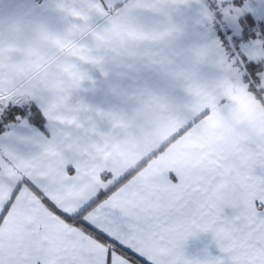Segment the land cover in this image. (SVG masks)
<instances>
[{
	"label": "snow or ice",
	"instance_id": "snow-or-ice-1",
	"mask_svg": "<svg viewBox=\"0 0 264 264\" xmlns=\"http://www.w3.org/2000/svg\"><path fill=\"white\" fill-rule=\"evenodd\" d=\"M217 8L239 21L242 10L231 0H217ZM64 10L86 28L87 15ZM58 46L75 58L66 71L80 81L77 62L100 63L80 44ZM13 51L0 46V112L37 98L11 78ZM189 56L187 69H173L183 103L149 97L131 118L97 112L111 126L103 133L91 116L78 115L89 109L59 96L45 109L51 136L6 134L0 264H264V39L247 60L230 59L219 44ZM202 68L211 75L202 78ZM200 234L212 235L219 257L186 256V243Z\"/></svg>",
	"mask_w": 264,
	"mask_h": 264
},
{
	"label": "crops",
	"instance_id": "crops-1",
	"mask_svg": "<svg viewBox=\"0 0 264 264\" xmlns=\"http://www.w3.org/2000/svg\"><path fill=\"white\" fill-rule=\"evenodd\" d=\"M242 1H245V5L248 4V9ZM130 2L131 0H0V46L11 43L15 29L36 22L46 23L52 31L59 34L67 33L74 27L84 28V22L69 15L64 10L67 8H75L87 15L86 28L95 32L105 30L114 21L149 33L164 32L173 27L178 29L175 39L163 50L161 56L136 61L117 57L111 50L97 47L91 39L80 42L81 46L92 51L100 63L77 62L85 79L81 90L71 98L69 104L72 108L83 105L89 109L90 111L80 112L78 115L82 121L91 116L98 130L103 133L109 132L111 126L108 121L96 117L97 112L131 118L141 102L149 97L159 98L173 105L183 103L186 97L181 82L173 75V69H187L190 66L189 53L192 49L219 44L226 55L234 59L228 50L227 37L218 34L214 28L215 16L219 13L217 0H189L187 4L177 3L176 0H145L147 7L140 9L134 16L127 17L124 10ZM232 3L242 10L239 21L222 16L223 22L231 29L228 28V38L234 41L236 48L247 60L251 52H248L246 42L257 37L254 31L262 21L260 17L264 16V2L233 0ZM89 5H98L104 12L89 10ZM153 5L158 7L154 10ZM209 13H215L214 18L209 19ZM199 75L207 78L211 74L202 68ZM23 103H32L39 109L46 120V131L42 132L27 119H23L0 134V148L11 146V141L6 138V134L10 132L19 136H31L35 133L51 136L55 130V125L45 116L46 104L39 98H24L8 107L24 105ZM6 111L4 109L1 112L0 125L6 118ZM17 147L25 150L24 146ZM185 253L189 259L200 261L221 255L211 234L191 238L186 243Z\"/></svg>",
	"mask_w": 264,
	"mask_h": 264
},
{
	"label": "clouds",
	"instance_id": "clouds-1",
	"mask_svg": "<svg viewBox=\"0 0 264 264\" xmlns=\"http://www.w3.org/2000/svg\"><path fill=\"white\" fill-rule=\"evenodd\" d=\"M147 6L145 0H131L124 14L132 17ZM86 39L94 41L99 48L111 50L117 57L136 61L161 56L175 36L155 37L153 33L132 26L113 28L112 25L100 32L80 28L59 34L46 23L36 22L18 27L12 34L9 45L14 51L8 67L11 78L46 105L55 103L59 96L71 100L81 90L84 81L66 71V66L73 63L75 58L69 50L61 49L58 42L80 44Z\"/></svg>",
	"mask_w": 264,
	"mask_h": 264
},
{
	"label": "trees",
	"instance_id": "trees-1",
	"mask_svg": "<svg viewBox=\"0 0 264 264\" xmlns=\"http://www.w3.org/2000/svg\"><path fill=\"white\" fill-rule=\"evenodd\" d=\"M24 105H14L8 107L6 113L11 109H17L16 116L12 119L5 118L4 122L0 125V134L6 131L13 124L27 119L31 124L39 128L42 132L46 131V120L39 109L32 103H23Z\"/></svg>",
	"mask_w": 264,
	"mask_h": 264
},
{
	"label": "built area",
	"instance_id": "built-area-1",
	"mask_svg": "<svg viewBox=\"0 0 264 264\" xmlns=\"http://www.w3.org/2000/svg\"><path fill=\"white\" fill-rule=\"evenodd\" d=\"M214 28L218 34H220L223 37H225V36L227 37V40H228L227 45L229 47L228 50L230 52V55L234 59L240 58V57L243 58V54L241 53V51L238 50V48H236L234 41L232 39L228 38V36H227L228 29L224 25L223 17L220 13H217V16H215ZM258 31H260V32L264 31V25L263 24L259 25L258 29H256V31H254V32H258ZM249 32H251V31H249Z\"/></svg>",
	"mask_w": 264,
	"mask_h": 264
},
{
	"label": "rangeland",
	"instance_id": "rangeland-1",
	"mask_svg": "<svg viewBox=\"0 0 264 264\" xmlns=\"http://www.w3.org/2000/svg\"><path fill=\"white\" fill-rule=\"evenodd\" d=\"M232 1H233V0H231V2H232ZM234 1H235V0H234ZM254 1H258V0H254ZM259 1L264 2V0H259ZM244 2H245V1H242L243 5H245ZM245 6H246L247 9L249 8V7H247L248 4L245 5ZM247 16H249L248 13H247ZM260 18L262 19V21H261V23H260L259 25H261V24L264 25V16H261ZM234 25H235V23H234ZM259 25H257V29H258ZM228 28L230 29L229 26H228ZM228 28H227V29H228ZM232 29H233V28H232ZM230 30H231V29H230ZM254 35H256L257 37H253V38L247 40V42H246V43H247L246 46H248V52H249V53L253 51L254 42H255L256 40H258V39H264V31H262V32H260V31H258V32H254ZM238 50H239V49H238ZM243 59H244V58H243ZM245 60H246V57H245ZM0 115H1V112H0Z\"/></svg>",
	"mask_w": 264,
	"mask_h": 264
},
{
	"label": "bare ground",
	"instance_id": "bare-ground-1",
	"mask_svg": "<svg viewBox=\"0 0 264 264\" xmlns=\"http://www.w3.org/2000/svg\"><path fill=\"white\" fill-rule=\"evenodd\" d=\"M244 33V32H243ZM245 34V33H244ZM243 39V38H242ZM246 40V39H245Z\"/></svg>",
	"mask_w": 264,
	"mask_h": 264
}]
</instances>
